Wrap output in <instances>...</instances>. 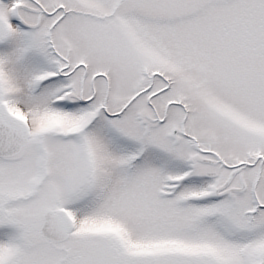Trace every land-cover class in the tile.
<instances>
[{
    "label": "snow or ice",
    "instance_id": "1",
    "mask_svg": "<svg viewBox=\"0 0 264 264\" xmlns=\"http://www.w3.org/2000/svg\"><path fill=\"white\" fill-rule=\"evenodd\" d=\"M0 264H264V0H0Z\"/></svg>",
    "mask_w": 264,
    "mask_h": 264
}]
</instances>
